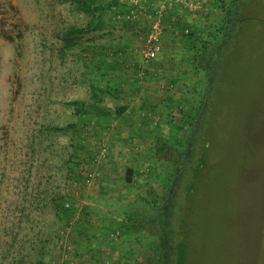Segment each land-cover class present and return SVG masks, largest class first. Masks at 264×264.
Wrapping results in <instances>:
<instances>
[{
	"label": "rangeland",
	"instance_id": "obj_1",
	"mask_svg": "<svg viewBox=\"0 0 264 264\" xmlns=\"http://www.w3.org/2000/svg\"><path fill=\"white\" fill-rule=\"evenodd\" d=\"M139 1L97 0L91 12L0 0V264H161L153 226L174 162L146 136L185 147L234 0L172 2L160 16L150 3L164 0ZM244 15L182 214L185 264H264V0ZM155 18L160 50L144 61ZM138 221L152 231H131Z\"/></svg>",
	"mask_w": 264,
	"mask_h": 264
},
{
	"label": "trees",
	"instance_id": "obj_2",
	"mask_svg": "<svg viewBox=\"0 0 264 264\" xmlns=\"http://www.w3.org/2000/svg\"><path fill=\"white\" fill-rule=\"evenodd\" d=\"M77 4L84 11H95L99 5L97 0H70ZM247 0H234L228 13V23L225 26L224 36L215 50L213 60L207 66V84L205 92L198 108L197 114L191 118L190 128L187 132L185 147L178 153L165 143L161 136L155 139L153 150L155 153H162L166 158L174 162V169L171 172V181L163 180L164 195L163 206L159 219L153 226L157 235L159 253H161V264H185V230L183 229L182 214L192 197L194 186L198 177V171L203 167L206 159L205 146L207 139L204 137L206 131L207 114L210 109L213 97V86L217 81V75L224 60L226 61L235 42V37L242 31L243 23L247 19L244 15V5ZM182 26V25H181ZM190 37L196 31L191 23L187 25ZM82 32V28L69 30V34ZM69 41V39H66ZM197 42V41H196ZM206 50L207 43L200 42ZM117 113L119 111H116ZM132 169L126 170V180L132 177ZM162 189V190H163ZM167 189V192H166ZM183 208V209H182ZM152 225L138 221L131 223L129 229L138 231L146 229L152 231ZM137 264H149L140 261Z\"/></svg>",
	"mask_w": 264,
	"mask_h": 264
},
{
	"label": "built area",
	"instance_id": "obj_3",
	"mask_svg": "<svg viewBox=\"0 0 264 264\" xmlns=\"http://www.w3.org/2000/svg\"><path fill=\"white\" fill-rule=\"evenodd\" d=\"M177 1L182 2L183 0H164L162 4L158 5V7H157L156 2H151L150 6L152 5L155 11H157L158 16H160L161 12L165 8L167 9L168 3L177 2ZM136 2H139L141 6L143 5L139 0H131V3H136ZM171 20H174V17H171ZM184 25L185 23L182 24V26ZM160 30H161L160 20L159 18H155L150 24L149 30L145 34L143 46L140 49V54L144 61L151 60L156 55V53H158V51L160 50V43H161V31ZM188 31H189L188 27H185L184 32L187 33ZM108 129L110 130L111 127Z\"/></svg>",
	"mask_w": 264,
	"mask_h": 264
},
{
	"label": "crops",
	"instance_id": "obj_4",
	"mask_svg": "<svg viewBox=\"0 0 264 264\" xmlns=\"http://www.w3.org/2000/svg\"><path fill=\"white\" fill-rule=\"evenodd\" d=\"M173 24V23H172ZM128 111V109L126 108V112ZM124 114V113H123ZM120 115V117H122V118H126V117H128V115L127 114H125V115ZM119 128H117V132H121L122 134H123V136H128L132 131H130L131 130V127H129L126 123L124 124V125H122L121 127L120 126H118ZM140 130H141V128H140ZM151 136V135H150ZM150 136H146V137H148L147 139H148V141H147V143L146 144H148V146L150 145L151 147H153V144L155 143V141H154V138L153 137H150ZM127 138V137H126ZM133 140H135V139H133ZM119 142H116L115 143V146L118 144ZM119 164H123L122 162H119ZM127 169H131L130 168V166H128L127 168H126V170ZM132 173H133V171H132ZM107 249H109V247L107 246V245H102V247H101V249H99V252L100 253H102L103 252V250H107ZM123 250H124V248H123ZM109 252H110V250H108ZM108 252V254H110ZM114 257V256H113ZM112 261V263H109V264H113L114 262H115V264H117L118 262H117V260H115V259H112L111 260ZM85 264H90V263H88V262H86Z\"/></svg>",
	"mask_w": 264,
	"mask_h": 264
}]
</instances>
